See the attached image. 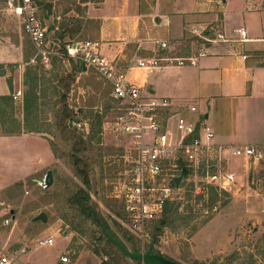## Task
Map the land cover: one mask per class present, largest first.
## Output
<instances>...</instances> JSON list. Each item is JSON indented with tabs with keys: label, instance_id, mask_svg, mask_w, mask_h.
<instances>
[{
	"label": "rangeland",
	"instance_id": "1",
	"mask_svg": "<svg viewBox=\"0 0 264 264\" xmlns=\"http://www.w3.org/2000/svg\"><path fill=\"white\" fill-rule=\"evenodd\" d=\"M14 1L13 5H9L7 1L0 2V45L12 47L20 41L24 51L28 49L34 52L33 55H29L28 63L24 60L18 63L21 66L33 65L41 75V80L45 82L41 88L47 90L46 95L42 97L45 102H41L37 114V122L44 132L30 133V135L44 138L53 149L55 160L49 166L32 174L33 180L24 179L23 184L18 185L13 183L15 176L28 171L20 167L27 165L22 161L23 157L19 156L25 147L20 143L21 147L4 151L9 154L8 158L0 160V187H3L0 191V202L3 204L2 208L11 211L12 221L9 226H0V253L2 250L17 251L25 246L27 252L19 255V259L25 264H100L108 257L102 254V241L96 238L99 237L97 226L90 219L74 217L65 203L67 190L77 179L73 176L67 158L70 141L61 138L54 123L59 95L53 92V87L56 85L54 75L62 76L67 73V69L70 71L73 67L68 62L67 56H63L62 48L66 52L68 39L56 40L46 31L43 45L45 56L36 55L34 44L32 43L34 46L32 48H28L26 44L27 40H31L24 31L23 15H19L14 10L20 0ZM69 1L51 3L57 6V9L55 7L53 10H58L62 15L55 24L66 22V18L70 17L68 15H73L72 11L68 14L64 13L73 7ZM35 8L37 18L40 19L42 11L38 9L37 12L36 4ZM195 22L192 19L184 26V40L187 41V47L192 48L191 51H197L203 43L193 30L198 27L199 31H202L204 26H198ZM213 22L205 26V29H209L212 33L216 21ZM88 24L91 31L96 28L93 21L88 22L87 26ZM88 35L84 30L83 33L76 35L79 37L69 41L68 45L76 41L89 40ZM73 63L79 64L80 61L75 59ZM3 66L8 70L11 69V64ZM77 72L76 70L75 75ZM106 81L90 69L87 76L71 84L67 102L73 109L75 118L69 122V126L76 129L88 141L87 155L94 161L91 172L95 181L94 199L99 204L100 214L128 246L125 237L118 231L114 222L127 228L126 219L121 218L124 214L126 216V213L116 214V211L120 210L118 207L123 203L116 189L125 169L121 158L119 162L117 158L128 147L127 137L112 132L106 123L113 119L115 110L110 105V87ZM96 114L100 116V126L96 127L97 131L89 137V126L95 123ZM26 147L29 150V144ZM262 155L255 168L249 167L248 172L242 173L240 178L236 177L235 185L228 190L230 195L228 203L223 206L222 200H217L210 206L209 194L196 192L197 186L206 188L208 186L203 185L200 180V171L197 176H186L174 190L172 199L168 201L172 203L171 208L177 207L180 217L170 227L162 229L153 248L180 264H192L194 259L205 260L208 264H226L234 252H238L240 258L251 253L255 258V264H264V153ZM47 169L52 172V182L48 187L43 188L39 181L42 180ZM237 191L238 194H234ZM39 212H44L46 215L45 223L32 222L31 218ZM249 213L251 215H247ZM207 217L214 218L212 221L209 219L206 223L209 221L210 223L198 233L206 225V223L200 225L201 221ZM194 225L200 226L194 230L192 229ZM47 236L53 238V243L37 247V239ZM217 243L219 247H224L217 249ZM61 255L68 256L67 262L59 261Z\"/></svg>",
	"mask_w": 264,
	"mask_h": 264
},
{
	"label": "crops",
	"instance_id": "2",
	"mask_svg": "<svg viewBox=\"0 0 264 264\" xmlns=\"http://www.w3.org/2000/svg\"><path fill=\"white\" fill-rule=\"evenodd\" d=\"M1 1L8 3V0ZM62 1L65 0H41L36 4L37 12L38 9L42 11L39 21L45 28V35L47 31L56 40L67 38L68 45L85 30L99 53L113 60L128 82L141 87L144 97L169 98L173 108L184 105L181 112L186 117L209 124L214 131L215 144L222 148L223 168L234 171L240 178L249 167H256L258 163L250 166L245 158L232 155L230 148L253 146L264 153V0H70L73 7L64 13L72 11L73 15H68L66 22L55 24L62 15L53 10L57 6L51 3ZM73 18L78 22L74 24ZM192 19L204 29L208 23L216 21L214 35L209 29H203V35L214 40L205 41L198 36L203 43L197 51H191L184 40V26ZM91 21L96 24L92 31L89 24L87 26ZM240 29L245 30V39ZM218 33L225 39H216ZM157 41H165L166 45L160 47ZM200 49L205 54L197 55L193 63L168 64L152 70L137 65L138 59L163 55L186 58ZM24 52L20 41L12 47L0 45V65H14L9 70L6 66L0 68L4 71L0 73V96H11V118L20 126L19 132L10 134L0 127V160L8 158L5 150L21 147L22 143L25 149L19 156L27 165L20 167L28 170L15 176L13 183L26 179L55 160L47 141L30 135L44 131L24 129V122L30 127L40 125L37 122L40 105L35 113L27 116L24 110V94L28 88L24 82L26 66L18 64L24 60ZM67 60L70 65L74 64V58L67 56ZM79 64L76 83L90 71ZM106 82L110 87V105L115 108L111 85ZM36 83L37 89L43 85H39V81ZM18 89L20 94H16ZM39 100L45 102L43 98ZM191 104L196 111L186 109ZM2 189L1 186L0 191ZM218 244L217 249L224 247Z\"/></svg>",
	"mask_w": 264,
	"mask_h": 264
},
{
	"label": "built area",
	"instance_id": "3",
	"mask_svg": "<svg viewBox=\"0 0 264 264\" xmlns=\"http://www.w3.org/2000/svg\"><path fill=\"white\" fill-rule=\"evenodd\" d=\"M14 0H8L13 5ZM14 10L23 15V27L36 48V55L45 56L43 48L46 40L45 28L36 15L33 0H20ZM194 28L205 41L214 39L203 35V30ZM201 32V33H199ZM245 39V30H239ZM216 39L224 40L218 33ZM160 47L165 41H157ZM65 55L80 61L82 65L95 71L111 85V98L114 105V117L106 122L110 130L127 137V149L117 158L125 164L123 177L116 189L122 199L126 213L127 228L139 242V250L145 251L151 241L150 228L152 223L163 211L166 202L172 199L186 176H197L203 185H215L219 189L230 190L236 181V173L223 168L222 148L214 142L212 127L199 120L188 118L181 112L184 105L173 108L171 100L166 97H144L141 87L127 81L125 74L114 63L99 53L96 43L90 40L76 41L67 45ZM205 54L200 49L190 57L153 56L137 60V65L147 69H157L168 64L193 63L197 55ZM36 57V56H35ZM34 57V58H35ZM17 90L16 94H20ZM186 109L196 111L194 105ZM165 114V115H164ZM230 152L236 157L245 158L250 166L257 164L262 152L253 146L231 147ZM182 171L180 183L175 177ZM205 186H197L196 192L206 193ZM0 202V226L11 224L12 213L2 208ZM51 236L37 239L36 246L50 245ZM22 246L17 251L2 250L0 264H25L19 255L26 253ZM68 256H59V261L67 262ZM143 264V263H142Z\"/></svg>",
	"mask_w": 264,
	"mask_h": 264
},
{
	"label": "trees",
	"instance_id": "4",
	"mask_svg": "<svg viewBox=\"0 0 264 264\" xmlns=\"http://www.w3.org/2000/svg\"><path fill=\"white\" fill-rule=\"evenodd\" d=\"M35 4H40L41 0H33ZM80 2L87 1H101V0H79ZM71 21L78 22L77 19L73 18ZM26 33V32H25ZM27 34V33H26ZM202 40L201 38H199ZM199 41V40H198ZM26 44L28 48L34 47L32 42L27 40ZM63 56L65 55V50L62 48ZM34 52H30L28 49L24 52V62H29V55H33ZM37 59V56H36ZM3 65H0L2 68ZM14 65H11L13 67ZM80 64H73L72 69L62 76L54 75V79L56 81V85L53 87V92L59 95L57 99V109L55 112V125L60 132V136L65 141H70V149L67 154L68 162L72 168L73 176L77 179L72 186L69 187L65 197V203L70 208L74 217L79 216L81 218L90 219L96 226L99 232V237H96L99 241H102V254L106 255L108 259L101 261L100 264H142L139 260H134L128 258L114 243H112L107 237H105L101 231V223L106 225V229L109 233H111L116 239L121 241L126 247L130 250H139V242L135 239L134 235L130 233L129 229L125 228L123 225L118 224L116 221L115 225H117L118 231L123 234L127 244L121 240L117 234L111 229V227L107 224L103 216L99 211V204L95 201V189L93 188L95 185L94 178L92 177V170L94 161L90 159L87 155L89 150V144L86 138H84L76 129L71 128L69 126V122L74 120L75 113L72 108H70L67 102V94L70 90V86L75 79V71L78 69ZM4 71L0 70L2 74ZM37 80V81H36ZM44 84L43 80H41V75L38 76V71L33 65L26 64L25 71V79L24 82L27 84L28 88L24 94V110L26 116L31 113H35L37 111L38 106L41 104L39 98L42 99L46 95V88L37 89V83ZM10 83V79H8ZM38 92V93H37ZM11 96H0V127L5 133L19 132L20 126L19 122H16V119H12V103L10 102ZM6 108L9 111H6ZM100 116L98 114L95 115V123L89 126V137L97 131L95 128H99L100 126ZM11 123L12 125H9ZM96 124V126H95ZM13 126V127H12ZM31 126V125H30ZM28 122H24V129L28 131H43L41 125L30 127ZM53 151V149H52ZM55 152V151H54ZM33 177L30 175L27 177V181H31ZM18 185H22L23 181L15 182ZM207 194H209V204L213 205L217 200H222L221 205H226L230 198L228 191L219 189L215 185H208ZM171 202H166L161 213V216L157 219V222L150 228V237L151 241L154 244L157 243V237L159 233H161L162 229L167 226H171V224L177 220L180 216L177 213V207L171 208ZM120 210L116 211L117 215H123L124 206L123 203L118 207ZM114 210V209H113ZM123 219H127L125 216H121ZM210 217L205 218L201 221L200 225L205 224ZM40 222V220L33 221L34 223ZM43 223V222H40ZM159 223V226H158ZM199 225V226H200ZM198 226V227H199ZM197 226H193L192 229L196 230ZM154 246V245H153ZM99 251L98 249H96ZM152 251L157 252L156 249L152 247ZM158 253V252H157ZM238 252H234L231 254L228 263L226 264H255V258L251 253H249L246 257L240 258ZM132 262V263H131ZM179 263V262H178ZM180 264V263H179ZM192 264H208L205 260L194 259ZM210 264V263H209Z\"/></svg>",
	"mask_w": 264,
	"mask_h": 264
},
{
	"label": "water",
	"instance_id": "5",
	"mask_svg": "<svg viewBox=\"0 0 264 264\" xmlns=\"http://www.w3.org/2000/svg\"><path fill=\"white\" fill-rule=\"evenodd\" d=\"M182 171L179 175L175 177V183L178 185L183 175ZM52 182V172L50 169L45 171L42 180L39 181V184L46 188ZM31 220L36 221L40 220L41 222H46V215L44 212H39L37 215H34ZM159 226V223H158ZM101 231L105 237H107L112 243H114L128 258L139 260L143 264H179L175 260L164 256L163 254L152 251V247L154 245L153 241H150L147 249L143 252L130 250L126 247L121 241L116 239L111 233H109L106 229V225L101 223Z\"/></svg>",
	"mask_w": 264,
	"mask_h": 264
}]
</instances>
